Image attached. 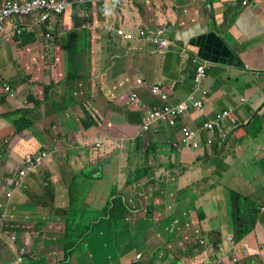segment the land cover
<instances>
[{
    "label": "crops",
    "instance_id": "crops-1",
    "mask_svg": "<svg viewBox=\"0 0 264 264\" xmlns=\"http://www.w3.org/2000/svg\"><path fill=\"white\" fill-rule=\"evenodd\" d=\"M242 3L74 8L39 27L33 40L1 39L0 243L17 236L25 264H188L214 257L205 241L219 239L239 264H264V213L245 240L236 239L242 204L235 194L264 206V0ZM160 30L167 31L166 48L148 42ZM195 58L207 66L205 112L144 134L147 113L165 105L151 90H161L168 105L184 103ZM7 87L16 89L11 98ZM30 96L37 109L25 105ZM25 109L33 123L18 133L12 116ZM225 112L231 115L220 133L204 130ZM182 128L197 133V149L182 143ZM40 152H50L49 160L7 200L9 181ZM79 190L78 204L66 210L77 195L70 192ZM85 212L87 222L96 216L87 241L68 246L65 232L76 230L68 214ZM8 251L6 245L0 257Z\"/></svg>",
    "mask_w": 264,
    "mask_h": 264
},
{
    "label": "built area",
    "instance_id": "built-area-1",
    "mask_svg": "<svg viewBox=\"0 0 264 264\" xmlns=\"http://www.w3.org/2000/svg\"><path fill=\"white\" fill-rule=\"evenodd\" d=\"M127 0H80V3L86 4H108V2H113L118 5L126 3ZM250 0H244L243 6H247ZM72 7V4L67 0H1L0 2V26H5L10 24L11 19L14 17L24 18L34 15L40 16V23L44 24L48 20H51L53 17L61 16L64 12L69 10ZM17 18V19H18ZM21 20V19H18ZM22 25V22H20ZM12 29L17 31V34L20 35L18 31V26L13 25ZM145 34H142L143 37ZM146 35H149L146 33ZM145 35V36H146ZM148 42L152 47H162L166 48L168 42L164 39V33L158 32L156 35L151 38L148 37ZM193 66L195 68L194 78L192 81V91L188 99L177 106L168 105V99L165 95L161 94V90L153 88L151 93L154 96H158L159 101L164 103L163 107H155L149 111L143 121L142 132L144 134L153 133L157 134L158 130L156 127L163 125L164 128L176 129L179 127L180 120L187 116L191 111H195L199 114L205 112V98L207 93L203 90V85L207 79V66L200 62L198 59H193ZM141 84V82H139ZM132 102H138L136 97L132 98ZM231 113V112H230ZM222 113L215 117L214 121L204 125V130L210 133L221 132L224 126V123L229 119L230 114ZM182 136L186 139L183 141V144H189L187 142H192V148L197 149L198 145L195 144L197 140V133L192 132L189 129H181ZM99 147V146H98ZM46 155H43L41 158L36 157L34 160H30L22 170L16 175V178L12 181L16 189L22 188L24 180L30 174L34 173L41 166L42 159H45ZM12 242L16 241L14 237ZM2 246L0 245V248ZM18 251H24L23 253H18V256L24 261V255L26 251L20 249Z\"/></svg>",
    "mask_w": 264,
    "mask_h": 264
},
{
    "label": "rangeland",
    "instance_id": "rangeland-1",
    "mask_svg": "<svg viewBox=\"0 0 264 264\" xmlns=\"http://www.w3.org/2000/svg\"><path fill=\"white\" fill-rule=\"evenodd\" d=\"M24 24H26V22ZM11 60L14 61V62L17 61L15 56H13ZM0 74H2V72ZM37 170H39V169H37ZM27 178H26V180H27ZM70 193H71V195H75V194H77V195L74 198L73 205L72 206L67 205L66 206V210L74 208L78 204V201L80 200V197L83 194V190H79L78 193H76V191H74L73 193L72 192H70ZM234 198H238V200H239L238 203L242 204L241 206L255 207V206H252V204L250 205L249 200H248V202L242 201V199L245 198L243 196V194H242V197L240 195L235 194ZM89 203H91L94 206V209L99 212L98 215H101V216L103 215V208H102V204L100 202L93 201V202H89ZM238 207H240V206H238ZM111 208H112V206H111ZM255 208L257 209V211H259L257 207H255ZM83 209L86 210V212H87V210L88 209H92V207L86 205V206L83 207ZM259 209L264 212V207L263 206L259 207ZM245 211L246 210H244V212ZM86 212H85V214H83L81 216H75V217H73L72 215L68 214V224H72V225L76 226V230L75 231H73V232H65V235H67L66 238H67V245L68 246H69L70 242H72L73 245L75 244L74 246H76V244L79 242V240L87 241V239L83 238V236L86 233L85 230H87L94 223V221H91V220L92 219L95 220L96 216H93V218H90V220H89L90 223H89V222L84 220L86 218ZM244 212H243L242 215H244ZM228 213H230V214L233 213L232 208L228 209ZM73 218H75L76 221H74ZM79 220H83V221L79 222ZM238 222L240 223L241 220L238 219ZM231 237L232 236H229V237H227V239L231 238ZM227 239H226V242H227ZM217 241H219V239ZM217 241L214 242L216 245H209L207 243V241H205L207 249L211 250V252H209V253L214 255V257H211V259H209V260H206V259L201 260L200 258H197V260H196V259L190 257L189 259H187L188 264H194V263L195 264H215L216 261H217V263H220L221 261H223L221 259H231V255L229 254V252L228 251L225 252V249H222L223 246H222V248H220L221 245L219 243H217ZM20 249H21L20 247H11L10 250H12V251H8L7 253H4L3 258H1L2 261H0V264H25V262L27 260L28 253H26L24 255V261L22 262V259L18 256V253H23L24 251H22V252L18 251ZM220 249H221V251H220ZM232 249L235 250L234 247H232ZM24 250H25V248H24ZM45 258H47L46 254L39 250V260L41 262H43L45 260ZM232 259H234V257H232ZM198 260L200 262H198ZM82 261H83V259L80 258V260L78 262H82ZM232 263H233V261H232Z\"/></svg>",
    "mask_w": 264,
    "mask_h": 264
},
{
    "label": "clouds",
    "instance_id": "clouds-1",
    "mask_svg": "<svg viewBox=\"0 0 264 264\" xmlns=\"http://www.w3.org/2000/svg\"><path fill=\"white\" fill-rule=\"evenodd\" d=\"M68 2H70L72 4V7L67 10L66 12H64L62 15H66L67 12H69L70 10L74 9V8H86V7H89V6H96L98 7L100 10L101 9H105L107 8L108 6H113V7H121V6H124V5H129L131 3L132 0H127L126 3L122 4V5H118V4H115L113 2H108V4H86V3H80V0H67ZM244 1V0H243ZM1 2V0H0ZM250 2V1H249ZM249 4V3H248ZM243 5V3H242ZM248 6V5H247ZM246 7V6H245ZM61 15V16H62ZM36 15L34 16H30V17H24V18H18L17 16L12 18L11 19V22L10 24H7L5 26H0V40L3 39V40H7V41H14L15 39L19 40L21 39L25 34H35V31L39 28V27H45L47 24L44 23H40V16L37 20L34 19ZM21 19V20H18V19ZM53 20H49V22L51 23ZM20 22H22V25L20 24ZM26 22V24H24ZM15 25V26H18V31H20V35L17 34V31H14L12 29V26ZM157 33L158 32H162L164 33V39H166V35H167V31L165 30H160V31H156ZM49 36V35H48ZM47 36V39H50V37ZM193 81V80H192ZM4 94L6 96H8L9 98L13 97V92H11L10 88H5L4 89ZM41 167V166H40ZM39 167V168H40ZM38 168V169H39ZM22 170V169H21ZM20 170V171H21ZM19 171V172H20ZM37 171V170H35ZM17 172L15 174V176L9 181V189H8V193L6 194V198L7 200H10L13 195L15 193H20L22 192L24 189H25V182H26V179L24 180L23 184H22V188H19V189H16L14 187V183H12V181L16 178V175L19 173ZM33 174V173H32ZM31 175V174H30ZM29 175V176H30ZM27 176V177H29ZM264 207V206H263ZM259 213L263 214L264 212L261 211L259 209ZM0 221L3 222V216L0 215ZM2 222L1 223V227H2ZM16 237V241L12 242L11 240ZM233 240V236L231 238H228L227 239V242L230 241L232 242ZM18 244V239H17V236H14V235H8V238L3 240L2 243H0V245L2 246L0 248V252L4 251L5 250V247L6 245H8V247L11 249V247H16V245ZM17 247H20V246H17ZM4 248V250H3ZM21 249H24L25 247L22 246L20 247ZM206 250V249H205ZM221 251V249H220ZM27 253V252H26ZM259 256L261 255L260 253L258 254ZM218 259V258H217ZM223 261H221L220 263H217V261L215 262V264H239L240 260H238L237 258H234V259H221ZM0 261H2L1 257H0ZM233 261V263H232ZM255 264V263H254Z\"/></svg>",
    "mask_w": 264,
    "mask_h": 264
},
{
    "label": "trees",
    "instance_id": "trees-1",
    "mask_svg": "<svg viewBox=\"0 0 264 264\" xmlns=\"http://www.w3.org/2000/svg\"><path fill=\"white\" fill-rule=\"evenodd\" d=\"M87 8H92V7L89 6ZM63 17H64V15L53 17L52 20L56 22L57 20H59L60 18H63ZM38 18H39V15H36L34 17L35 20H37ZM49 23L50 22L48 20L46 22V24L48 25ZM46 35H48V32H47ZM24 39L25 40H29V39L33 40V39H35V35H33V34H25L19 40H24ZM16 41H18V40H16ZM193 78H194V76H193ZM30 80H31V78L25 77L23 79V83L27 84V83H29ZM70 80H72V79H70ZM72 81H74V80H72ZM11 88L13 90H16L14 87H11ZM11 88H10V90H11ZM46 89H49V88H46ZM13 90H11V92ZM48 92L49 91H46L45 94H48ZM30 103L34 104L35 109H37L39 104H40V103H37L32 96H30L27 99V102H26L25 105H29ZM161 107H163V106H161ZM30 114H32V112L25 109V110H21L20 112H18L14 116H12L13 125H14V127H15V129H16V131L18 133H21L22 131L29 129L32 126L33 121L28 118V115H30ZM156 129L158 130V133L155 134V135H159V134H161L162 129H164V126L163 125H159L158 127H156ZM43 155H46V158L42 159V162H41V166H42L45 162H47L49 160L50 152H40L37 155L31 156L28 160L25 161L24 166L30 160H34V158H36V157L41 158ZM238 209H239V211L241 210L242 212L240 211L239 215L240 214L241 215L238 216L239 219L241 220V222L239 223V230L236 232V237H237L236 239L242 241V240H245L253 232V230L255 229L256 223L258 221V212L259 211H257V209L255 207H249V206H240V207H238ZM114 210L116 211V209H114ZM244 210H246V211L244 212ZM243 212H244V215H242Z\"/></svg>",
    "mask_w": 264,
    "mask_h": 264
}]
</instances>
